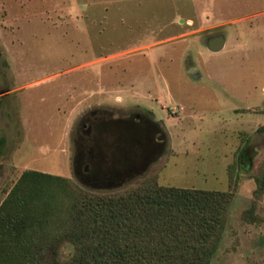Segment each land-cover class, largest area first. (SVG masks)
<instances>
[{
  "label": "rangeland",
  "instance_id": "obj_1",
  "mask_svg": "<svg viewBox=\"0 0 264 264\" xmlns=\"http://www.w3.org/2000/svg\"><path fill=\"white\" fill-rule=\"evenodd\" d=\"M263 12L264 0H0V204L26 170L96 191L154 177L226 192L234 198L213 264H264V193L255 197L264 167V18L240 29L224 20ZM218 35L225 48L211 52L208 39ZM93 111L113 124L149 116L167 135L163 154L123 185H84L74 137ZM73 253L63 248L64 257Z\"/></svg>",
  "mask_w": 264,
  "mask_h": 264
},
{
  "label": "trees",
  "instance_id": "obj_2",
  "mask_svg": "<svg viewBox=\"0 0 264 264\" xmlns=\"http://www.w3.org/2000/svg\"><path fill=\"white\" fill-rule=\"evenodd\" d=\"M5 144L1 137L0 162ZM255 182L258 199L264 167ZM233 198L161 186L154 177L121 191H96L26 170L0 204V264H213ZM68 244L74 253L66 258Z\"/></svg>",
  "mask_w": 264,
  "mask_h": 264
},
{
  "label": "flooded vegetation",
  "instance_id": "obj_3",
  "mask_svg": "<svg viewBox=\"0 0 264 264\" xmlns=\"http://www.w3.org/2000/svg\"><path fill=\"white\" fill-rule=\"evenodd\" d=\"M105 122L93 111L82 117L74 137L75 175L95 188L125 184L158 159L167 143L160 125L147 115L131 113L114 124Z\"/></svg>",
  "mask_w": 264,
  "mask_h": 264
},
{
  "label": "crops",
  "instance_id": "obj_4",
  "mask_svg": "<svg viewBox=\"0 0 264 264\" xmlns=\"http://www.w3.org/2000/svg\"><path fill=\"white\" fill-rule=\"evenodd\" d=\"M257 18H264V12L261 13V14H251V15H243V16L241 15V16H237V17H233V18H227V19H224V20H225V22L227 24H237V27L238 26H241V24L247 23V21H251L252 24L249 25V26L252 28L253 25H254L252 21L255 20V19H257ZM220 52H218V53H220Z\"/></svg>",
  "mask_w": 264,
  "mask_h": 264
},
{
  "label": "water",
  "instance_id": "obj_5",
  "mask_svg": "<svg viewBox=\"0 0 264 264\" xmlns=\"http://www.w3.org/2000/svg\"><path fill=\"white\" fill-rule=\"evenodd\" d=\"M225 44H226L225 37L223 35H218L209 42L208 47L210 51L217 53L224 49ZM86 186H90V185H86ZM96 189H100V188H96Z\"/></svg>",
  "mask_w": 264,
  "mask_h": 264
}]
</instances>
